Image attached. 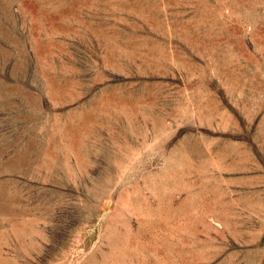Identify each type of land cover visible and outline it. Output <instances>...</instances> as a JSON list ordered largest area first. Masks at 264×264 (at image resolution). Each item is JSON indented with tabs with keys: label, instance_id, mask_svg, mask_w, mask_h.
I'll return each mask as SVG.
<instances>
[{
	"label": "rangeland",
	"instance_id": "1",
	"mask_svg": "<svg viewBox=\"0 0 264 264\" xmlns=\"http://www.w3.org/2000/svg\"><path fill=\"white\" fill-rule=\"evenodd\" d=\"M0 264H264V0H0Z\"/></svg>",
	"mask_w": 264,
	"mask_h": 264
}]
</instances>
